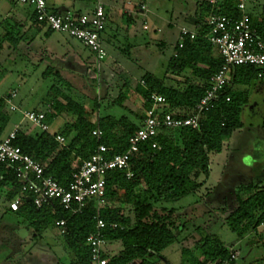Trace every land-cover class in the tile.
<instances>
[{
  "label": "trees",
  "instance_id": "trees-1",
  "mask_svg": "<svg viewBox=\"0 0 264 264\" xmlns=\"http://www.w3.org/2000/svg\"><path fill=\"white\" fill-rule=\"evenodd\" d=\"M211 11L208 0L200 3L195 21L196 36L192 40L186 38L180 49L176 45V56L173 55L166 65L168 73L184 78L180 87L166 85L164 79H158L151 73L142 76L143 85H135V90L143 98L145 111L152 106L150 95L156 94L164 98V102L157 108L160 115H190L193 107L209 89L210 78L221 65L217 51L205 39L208 27L204 22ZM216 12L234 18L239 16L231 0H223ZM32 18L34 21L33 14ZM250 22L259 36L264 37L263 15L258 18L250 15ZM18 32L17 29H5L1 37L14 47L23 38ZM186 70L190 71L189 75ZM95 71L99 73L96 66ZM258 72L252 66L236 67L232 84L248 85L259 79ZM48 75L54 76L55 84L45 96L49 101L45 122L50 125L54 118L64 114L72 119L67 120L53 135L36 128L28 134L20 126L13 144L22 153L39 162L44 167L46 176H51L65 187L72 174L99 144L107 148L108 158L124 153L144 115H133L122 104L124 94L119 93L113 104L124 109L129 116H104L92 123L86 117L84 105L66 94L70 83L57 70L49 67L42 73L43 77ZM127 83L125 81L123 86L126 87ZM8 98L10 99V94L0 97V140L8 134L6 131L11 111L6 102ZM247 101V94H234L230 85L226 86L213 108L200 117L198 129L162 130L154 141L142 143L138 153L130 161L132 178L127 179L124 172L117 170L105 175V206L102 209H97L93 200L76 214H71L57 204L36 209L29 196L24 198L18 211L13 212L8 206L7 210L19 220L23 216L22 220L28 222L33 239H41V233L50 225L63 220V236L74 256L72 264H87L89 261L90 252L85 241L96 230L93 219L96 215L106 225L102 230L106 241H119L122 244L118 255L104 254L107 264H132L137 260L139 264H151L148 259L176 243L180 232L175 226V209L157 205L176 203L202 186L200 177L207 178L210 171L209 155L220 153L224 139L243 127L240 114ZM261 128L264 129V117ZM94 129L102 132L99 140L91 134ZM56 135L68 139V142L59 144L55 140ZM153 143L156 144L155 147L152 146ZM15 168L14 165L0 164V192L5 191L7 204L20 192ZM233 200L235 206L224 218L225 225L238 239L251 236L249 240L252 244L264 246V230L258 228L264 220V183H239L233 188ZM220 213L222 215L224 210L221 209ZM112 224L116 227H112ZM9 230L12 231L10 228ZM184 239L186 238L181 241ZM230 249L216 236L205 234L194 241L192 246L181 248L179 264H211L216 259L223 261L229 257ZM258 264H264V258H260Z\"/></svg>",
  "mask_w": 264,
  "mask_h": 264
},
{
  "label": "rangeland",
  "instance_id": "rangeland-1",
  "mask_svg": "<svg viewBox=\"0 0 264 264\" xmlns=\"http://www.w3.org/2000/svg\"><path fill=\"white\" fill-rule=\"evenodd\" d=\"M54 1L59 9L88 12L98 2L110 8L113 3L121 7L125 0ZM202 1L207 0H145V16L134 15L130 20L119 15L122 29L118 30L114 42H102L107 58L98 73L95 71V57L78 41L58 32L44 36L29 23L28 7L23 10L17 0H0V97L15 91L10 102L17 109L9 111L7 129L19 121L21 128L29 134L35 129L21 120L19 111H48L49 101L45 96L55 84V78L52 75L42 77L47 67L57 70L70 83L66 94L84 105L90 122L95 123L104 116H129L124 109L113 104L119 93L125 97L122 104L133 115L142 117L144 102L135 85L141 86L145 73L164 79L166 85L180 87L183 84L184 78L168 73L166 65L177 45L179 29H193ZM15 11L25 24L21 27L23 31L18 32L23 36L22 40L13 47L1 36L5 29L10 31L17 27L11 21ZM246 11L252 17H261L264 0L248 3ZM143 25L148 30H143ZM114 29L108 20L105 32L110 34ZM80 57L86 60L85 65L79 62ZM185 72L190 74L189 70ZM125 81L128 82L126 87L123 86ZM248 95L249 100L240 114L243 127L224 140L220 153L209 155L210 171L207 178L200 177L202 186L176 203L157 205L175 209V226L179 228L180 240L149 258L151 264H179L181 248L192 246L205 234L216 236L224 246L239 252L234 264H258L259 259L264 258V246L252 244L251 236L238 239L224 223V218L235 206L233 188L242 182L264 183V129L260 118V114H264V81H251ZM71 119L66 114L57 116L49 125L50 131H59ZM67 142L65 139L64 144ZM238 156L246 158L239 160ZM5 197V191L0 192V216L7 204ZM221 209L224 210L222 215ZM6 217L0 220V264H70L73 255L61 229L50 225L41 233V239H33L28 222L22 219L10 222L11 214ZM7 221L9 224L5 223ZM15 222L19 223L18 226ZM182 238L186 239L181 241ZM103 250L106 255L114 256L122 250V244L107 242Z\"/></svg>",
  "mask_w": 264,
  "mask_h": 264
},
{
  "label": "built area",
  "instance_id": "built-area-1",
  "mask_svg": "<svg viewBox=\"0 0 264 264\" xmlns=\"http://www.w3.org/2000/svg\"><path fill=\"white\" fill-rule=\"evenodd\" d=\"M253 0H231L239 13L238 18L218 14L216 11L223 0H208L212 11L205 18L208 27L205 39L215 48L221 59L217 72L210 78V87L193 107L190 115L175 117L170 113L160 115L158 106L164 102L160 95L151 94L152 106L144 113V118L133 136L129 140L127 150L118 155L107 157V148L99 144L89 158L81 163L72 174L67 186L62 187L54 178L44 174V167L22 153L20 148L13 144L20 124H16L8 134L0 140V164L14 165L15 176L20 183L19 194L8 203L9 210H19L20 204L31 196L33 206L38 209L43 206L57 204L71 214L79 213L82 208L93 200L97 209L105 206V175L109 171L124 172L125 177H133L130 161L138 153L142 143L154 141L162 130L198 129L200 117L211 110L219 100L220 92L232 82L234 69L239 66H252L258 72V78L264 80V37H260L256 28L252 27L250 15L246 5ZM28 7L34 15V22L51 32L65 34L87 48L96 58L103 62L107 58L102 46V34L107 22V9L102 3H97L93 10L83 13L65 11L56 13L48 9L46 0H17ZM141 14H146L145 0H138L136 4ZM127 11V15H131ZM264 17V12H263ZM147 29V26H143ZM196 36V28L188 30L180 28L177 47H183L186 38L192 40ZM176 56L175 53H173ZM143 85V82H142ZM15 92L10 93V99ZM228 101L229 98H226ZM11 111L17 110L9 99L6 100ZM21 120L28 122L33 128L53 135L50 126L45 122L46 111H21ZM92 136L99 140L102 132L99 129L92 131ZM55 140L64 145L65 138L56 135ZM156 146L155 143L152 144ZM96 230L86 238L85 245L89 248L87 264H107L103 246L106 239L102 234L105 223L98 215L93 217ZM55 227L65 230L64 221L54 224ZM116 227L115 224L111 225ZM264 230V220L259 225ZM239 252L230 249L229 257L223 261L216 260L211 264H232Z\"/></svg>",
  "mask_w": 264,
  "mask_h": 264
},
{
  "label": "crops",
  "instance_id": "crops-1",
  "mask_svg": "<svg viewBox=\"0 0 264 264\" xmlns=\"http://www.w3.org/2000/svg\"><path fill=\"white\" fill-rule=\"evenodd\" d=\"M47 1V7H48V9H50L51 11H53V12H56V13H62V12H65V11H69L68 9H59L58 7H56V4H55V1L54 0H46ZM137 1L138 0H136V1H134V0H125L124 1V3H122L121 5V7L119 6V4H116V3H113V5L109 8L108 6H106L105 4V6H106V9H107V21L109 20V22H111L112 23V25H114L115 26V31H110V34H108V33H106L105 32V30H104V32H103V34H102V42L104 41V42H114V40H116V37H117V32H118V30L121 28L122 29V24H120V19H119V15H121V14H123V16L125 17V18H129L130 20H131V18H133V16L134 15H141V13L139 12V13H137L138 12V8H137V6H136V4H137ZM98 3H100V2H98ZM103 4V3H102ZM25 8H26V6L24 7L23 6V10H25ZM27 10V14H28V19L30 20L29 21V23L31 24V26H33L35 29H37L38 31H42L43 32V34H44V36H49V34L51 33V32H47V29L46 28H44V27H40V26H38L34 21H33V18H32V12H31V10L30 9H26ZM131 11L132 13H131V15L129 16V15H127V11ZM87 11V10H86ZM19 12V11H18ZM74 12H78V13H83V12H80V11H74ZM146 15V14H145ZM145 15H143V16H145ZM255 18H258V17H255ZM11 21L13 22V24L15 25V26H17V27H15V29H17V30H20V31H23V28H21L24 24H25V22L23 21V19L21 18V15L20 14H18L16 11L14 12V14H13V17H12V19H11ZM119 25V26H118ZM143 26H146V25H143ZM125 27V26H124ZM127 28V27H126ZM194 28V27H193ZM142 29H143V27H142ZM143 30H145V29H143ZM146 30H148V29H146ZM191 30H193V29H191ZM84 61H86V60H83V58H79V62H82V64L83 65H85V62ZM96 68H97V70L99 71V68H100V66H101V63L102 62H97L96 61ZM45 70H46V68H45ZM44 70V71H45ZM43 71V72H44ZM43 77V76H42ZM249 85V84H248ZM248 85H234V84H232V82H231V84H230V87H231V89L233 90V92H234V94H247L248 95ZM11 92H15V91H11ZM10 92V93H11ZM9 99V98H8ZM12 99V98H11ZM11 99H9V100H11ZM7 100V99H6ZM248 100H249V95H248ZM248 102V101H247ZM246 102V103H247ZM20 112V114H21V111H19ZM260 112H262V111H260ZM263 117H264V114L263 113H261L260 114V118H261V123H262V120H263ZM16 124H20L19 123V121L18 122H14L13 124H12V127H10L7 131H6V133H8V132H10L12 129H13V127L16 125ZM55 132H57L56 130H53L52 131V133H55ZM235 132V131H234ZM233 133V132H232ZM232 133H231V135H232ZM230 135V136H231ZM229 136V137H230ZM225 140V139H224ZM223 144H224V141H223ZM222 148H223V146H222ZM240 156V155H239ZM238 156V157H239ZM246 157L245 156H241V157H239V160H244ZM254 159V158H253ZM256 159H258V161H259V158H256ZM257 163H255V165H256ZM256 175H258L257 174V172L255 173ZM7 206H8V204H6V206L3 208V210H2V215L0 216V220H2L3 219V217L5 216V218L7 219V217H6V214H11V215H13V217L12 218H9L10 220V222H14L13 220L15 219V221H16V217L14 216V214H12V213H10L8 210H7ZM21 219L23 218V216H21L20 217ZM13 219V220H12ZM9 221H7V222H5L6 224H9ZM27 222V221H26ZM15 223H17V222H15ZM18 224L19 223H17V226H18ZM10 227V229H11V225H9ZM28 227H29V225H28ZM30 228V227H29ZM24 229H26V228H24ZM28 229V228H27ZM12 230V229H11ZM23 230V229H22ZM107 242H110V241H106V243ZM17 247V246H16ZM121 250H119V252H120ZM104 253H105V251H104ZM106 254V253H105ZM119 254V253H118ZM117 254V255H118ZM108 256H111V255H108ZM115 256V255H114ZM74 258V256L72 257V261L70 262V264H72V262H73V259ZM132 264H139V261L137 260V261H134V262H132Z\"/></svg>",
  "mask_w": 264,
  "mask_h": 264
}]
</instances>
